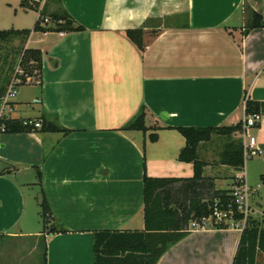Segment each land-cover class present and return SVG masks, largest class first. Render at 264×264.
Listing matches in <instances>:
<instances>
[{
    "label": "crops",
    "instance_id": "1",
    "mask_svg": "<svg viewBox=\"0 0 264 264\" xmlns=\"http://www.w3.org/2000/svg\"><path fill=\"white\" fill-rule=\"evenodd\" d=\"M29 1L41 8L45 0ZM60 1L84 30L30 34L26 48L42 54L41 84L18 87L8 116L54 115L69 133H0V237L37 240L38 211L31 215L28 206L39 209L44 195L65 230L44 234L46 264H93L94 232L144 229V174L193 176L192 164L178 160L185 140L174 128L233 126L245 95L264 103V28L245 32L251 11L264 21V0ZM20 10L34 25L38 13ZM128 29L143 30V52ZM20 104L31 105L33 116H14ZM141 106L146 126L161 129L120 131ZM250 133L260 154L245 164L246 184L248 171L264 178V114ZM215 140L222 138L199 146L203 176L217 190H232L241 172L218 162ZM240 233L191 230L156 264H231Z\"/></svg>",
    "mask_w": 264,
    "mask_h": 264
},
{
    "label": "trees",
    "instance_id": "2",
    "mask_svg": "<svg viewBox=\"0 0 264 264\" xmlns=\"http://www.w3.org/2000/svg\"><path fill=\"white\" fill-rule=\"evenodd\" d=\"M20 6L32 9L38 17L32 29H9L0 31V108L17 67L23 73L33 77L41 84L42 54L37 49L26 48L32 32H80L84 28L75 24L63 8L60 0H45L41 8L38 3L22 0ZM47 19V23H43ZM264 28L262 17L251 11V21L246 31ZM143 30L128 29L127 39L140 51H144ZM24 86L20 84L19 87ZM12 106V104H11ZM264 114V103L244 97V115ZM147 109L141 106L136 115L125 123L120 131H157V125L146 126ZM40 122L35 129L29 122ZM259 128V125L255 126ZM185 140V146L178 155V160L191 163L193 176L188 179L150 178L143 175V220L141 231L103 230L93 233V264H156L159 258L174 244L191 231L190 224H201L203 219L212 218L215 210L236 211L232 190H217L213 179L203 176L206 162L199 158V146L212 141L213 136L222 138L223 144L218 155L221 165L240 171L243 166L242 143L234 138L242 131V121L233 126L222 127H176ZM49 132L68 134L69 130L61 127L54 115L42 114L39 119H17L5 116L0 119V133L16 134L30 132ZM155 133L149 135L151 142L156 141ZM38 185L41 173H37ZM261 180L264 178H260ZM40 218L43 224L37 240L43 249V264H46V244L44 234L64 233L52 216L49 205L42 195L39 204ZM234 220L242 216L234 213ZM215 229L228 228L226 225L212 224ZM2 237V236H1ZM231 264H264V226L249 217L241 231L238 245Z\"/></svg>",
    "mask_w": 264,
    "mask_h": 264
},
{
    "label": "rangeland",
    "instance_id": "3",
    "mask_svg": "<svg viewBox=\"0 0 264 264\" xmlns=\"http://www.w3.org/2000/svg\"><path fill=\"white\" fill-rule=\"evenodd\" d=\"M4 3H9L13 8L11 10L6 9ZM20 3V2H19ZM20 4H16L13 0H1L0 1V31L14 29L16 25H21L24 29H32L31 14L26 15L20 10ZM18 13V17L14 19V13ZM22 92H29L30 89H23ZM16 117H29L33 116L31 111V105L20 104L15 114ZM219 140V139H218ZM215 140L212 142L211 148H215L216 152L220 150L222 141ZM255 158V157H254ZM249 159L246 162L247 168L250 166ZM246 182L253 190H257V193L252 196V206L258 213L253 215V218L260 221L264 226V185L261 184L260 178L255 172L248 171L246 176ZM29 213L36 215L38 224L36 229L43 230L42 220L40 218V208L35 210V204L29 201L28 206ZM34 212V213H33ZM28 213V214H29ZM43 249L38 240L34 238L30 239H18V238H2L0 237V264H43Z\"/></svg>",
    "mask_w": 264,
    "mask_h": 264
},
{
    "label": "built area",
    "instance_id": "4",
    "mask_svg": "<svg viewBox=\"0 0 264 264\" xmlns=\"http://www.w3.org/2000/svg\"><path fill=\"white\" fill-rule=\"evenodd\" d=\"M47 22L48 20L45 19L43 23L45 24ZM36 82L37 81H35L33 77L24 74L21 68L17 67L15 69V76L11 80L7 88L6 94L2 99L0 108V119L5 116H8V114L12 112L11 102L17 94V89L20 84L28 85ZM261 118L262 115L260 114L245 116L243 105V117L241 119L242 131L237 132L236 135L242 143L244 166L239 171L241 172V174L236 176L235 178L234 188L232 189L231 193L235 200L236 211L234 212L231 208H228V210H215L213 217L209 219H203L201 221V224L191 223V230L203 228L205 226H211L212 224H220L236 228L241 232L245 228L247 218H253V215L258 213V211L255 210L251 204L252 196L255 195L257 191L247 186L242 171L244 170L245 164L249 159L257 157L260 154L257 139L255 136L251 135L250 131L257 129L255 128V126L260 124ZM29 124H33L35 129H39L41 127L40 122H29ZM234 213L241 215L242 219L238 221L234 220ZM263 213L264 212H261L262 215Z\"/></svg>",
    "mask_w": 264,
    "mask_h": 264
}]
</instances>
